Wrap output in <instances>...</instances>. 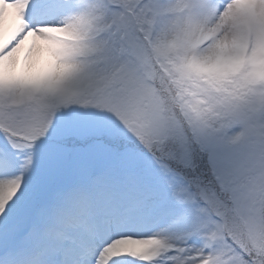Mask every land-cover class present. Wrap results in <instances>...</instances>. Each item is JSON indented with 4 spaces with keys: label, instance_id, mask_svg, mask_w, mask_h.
I'll use <instances>...</instances> for the list:
<instances>
[{
    "label": "snow or ice",
    "instance_id": "6c2138e0",
    "mask_svg": "<svg viewBox=\"0 0 264 264\" xmlns=\"http://www.w3.org/2000/svg\"><path fill=\"white\" fill-rule=\"evenodd\" d=\"M0 264H264V0H0Z\"/></svg>",
    "mask_w": 264,
    "mask_h": 264
}]
</instances>
